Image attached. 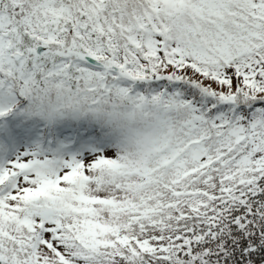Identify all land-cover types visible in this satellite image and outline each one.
I'll return each mask as SVG.
<instances>
[{
  "label": "snow or ice",
  "instance_id": "obj_1",
  "mask_svg": "<svg viewBox=\"0 0 264 264\" xmlns=\"http://www.w3.org/2000/svg\"><path fill=\"white\" fill-rule=\"evenodd\" d=\"M0 264H264V0H0Z\"/></svg>",
  "mask_w": 264,
  "mask_h": 264
}]
</instances>
